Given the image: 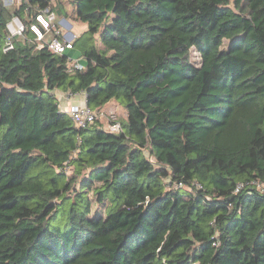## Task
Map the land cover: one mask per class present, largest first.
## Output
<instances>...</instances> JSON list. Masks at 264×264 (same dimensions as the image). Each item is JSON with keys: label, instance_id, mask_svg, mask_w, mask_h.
<instances>
[{"label": "trees", "instance_id": "obj_1", "mask_svg": "<svg viewBox=\"0 0 264 264\" xmlns=\"http://www.w3.org/2000/svg\"><path fill=\"white\" fill-rule=\"evenodd\" d=\"M52 1L87 25L80 69L37 48ZM258 14L264 0H0V264H264ZM57 92L118 102L122 132L78 127Z\"/></svg>", "mask_w": 264, "mask_h": 264}, {"label": "built area", "instance_id": "obj_2", "mask_svg": "<svg viewBox=\"0 0 264 264\" xmlns=\"http://www.w3.org/2000/svg\"><path fill=\"white\" fill-rule=\"evenodd\" d=\"M27 0H17L15 4L19 8ZM14 0H5V4L11 5ZM56 2L52 1L46 8L39 11L36 16V20L31 24V31L35 35V40L38 43V49L47 48L52 53L58 55L67 54L70 58V71L80 69L84 66L82 58L72 57L68 54L73 50L74 40L76 35L72 31V25L65 19L58 21L57 11L55 9ZM66 28V31H64ZM26 29L25 22L17 15L13 16L6 24V40L4 43V52H8L14 48V39L24 34ZM53 36L48 40L47 36ZM83 97L81 103H68V105L60 106L62 110L69 113L72 120L78 127H86L90 124H95L97 121L102 122L105 128L111 132H122V123L118 121L117 113L109 110L108 114H105L102 110L94 111L89 107L86 100V94L79 93L72 95ZM71 97H69L70 99ZM68 99V100H69Z\"/></svg>", "mask_w": 264, "mask_h": 264}, {"label": "rangeland", "instance_id": "obj_3", "mask_svg": "<svg viewBox=\"0 0 264 264\" xmlns=\"http://www.w3.org/2000/svg\"><path fill=\"white\" fill-rule=\"evenodd\" d=\"M1 1L6 6L5 0H1ZM16 3H17V0H14V3L13 4L7 5V6L10 7V8H15L16 7V5H15ZM62 7L63 8H61L59 10V16L57 17L58 21H60L61 19H65L66 21L72 23L74 25L72 31H74L75 34L78 33L80 30H84V28L87 26L86 24H83L81 22H78V21H75L74 19H72V15H74V13H75V9L72 6V4L67 1V2H65V4ZM263 20H264V15L263 14H258L257 17H256V21L258 23H260ZM64 31H66V28H64ZM52 36H53V34L50 35V36H47V39L49 40ZM72 55H73V57L74 56L75 57H78L80 54H79L78 50L75 49V51L73 52ZM190 57H191V60L194 61L195 63H199L200 62V55L194 49L191 51V56ZM57 95H58V97H59V99L61 101V106L62 107L65 106V104L67 105V101H68L69 97L72 98V96L70 94H64L62 92H57ZM73 97H74L73 98V102H75V103H77V102L81 103L84 100L83 97H81L80 95L79 96H73ZM113 103L115 105V106H112L113 108H109V107L107 108L106 107V108H103L101 110L103 112H105V114H108L109 113V110H111V111L117 113V115H118V121H120L122 123L125 122L126 117H127L126 109L123 106H121L116 101H114ZM96 208H97V206L94 207V210H96ZM102 211H101V214L104 213V208L102 209Z\"/></svg>", "mask_w": 264, "mask_h": 264}, {"label": "crops", "instance_id": "obj_4", "mask_svg": "<svg viewBox=\"0 0 264 264\" xmlns=\"http://www.w3.org/2000/svg\"><path fill=\"white\" fill-rule=\"evenodd\" d=\"M62 20H64V19H61L60 21H62ZM69 23H70V22H69ZM70 24L74 27V25H73L72 23H70ZM73 27H72V30H73ZM86 29H87V26L84 28V30H80V31H79L78 33H76V34H75L74 31H73V32H74V34H75L76 36H78V35H80L81 33H83ZM74 51H75V48H74L73 50L69 51L68 54H69L70 56L73 57L72 54H73ZM74 57H75V56H74ZM79 57H80V55H79ZM80 58H81V57H80ZM82 60H83V59H82ZM82 62L85 64V61H84V60H83ZM73 98H74V97H72L71 99H69V100L67 101V105H68V103H75V102H73ZM113 102H114V101H111L110 103H108V104H107L106 106H104L103 108H106V107H107V108H108V107H109V108H113L112 106H115ZM77 103H78V102H77ZM65 105H66V104H65ZM103 108H102V109H103Z\"/></svg>", "mask_w": 264, "mask_h": 264}]
</instances>
